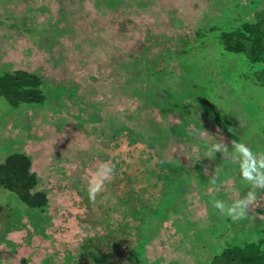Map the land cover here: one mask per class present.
<instances>
[{"label": "rangeland", "instance_id": "374dc122", "mask_svg": "<svg viewBox=\"0 0 264 264\" xmlns=\"http://www.w3.org/2000/svg\"><path fill=\"white\" fill-rule=\"evenodd\" d=\"M262 8L0 0V74H35L45 96L16 109L0 98V163L26 156L31 192L46 196L30 209L0 188V264H211L227 245L264 240V189L245 219L212 206L252 190L230 142L264 153V93L218 42ZM217 142L227 153L207 155ZM102 162L114 172L93 202Z\"/></svg>", "mask_w": 264, "mask_h": 264}, {"label": "trees", "instance_id": "16d2710c", "mask_svg": "<svg viewBox=\"0 0 264 264\" xmlns=\"http://www.w3.org/2000/svg\"><path fill=\"white\" fill-rule=\"evenodd\" d=\"M198 34L197 38H201ZM218 42L224 54L240 56L248 67L243 77L264 93V8L257 10L251 21L242 20L237 28L220 31ZM40 85L41 80L37 75L24 70L4 72L0 74V98L14 109L21 104H40L45 99ZM29 164L22 154L8 155L0 163V188L14 193L30 209L42 208L46 204V196L42 192H31L36 181L35 176L29 173ZM2 211L0 205V213ZM263 243L261 239L244 245H227L210 262L264 264Z\"/></svg>", "mask_w": 264, "mask_h": 264}, {"label": "clouds", "instance_id": "9594fccd", "mask_svg": "<svg viewBox=\"0 0 264 264\" xmlns=\"http://www.w3.org/2000/svg\"><path fill=\"white\" fill-rule=\"evenodd\" d=\"M230 143L233 150L231 160L234 164L239 165L241 178L251 184L252 190L248 191L243 199L235 200L230 204L214 199L212 206L221 215H226L236 221L247 218L250 206L259 207L256 189H264V153H256L245 143L236 140H232ZM222 151L227 153L228 147L223 142H217L209 148L207 155L213 156ZM113 172L114 168L110 162H102L92 173L88 182V192L93 202L102 190L105 181L111 179Z\"/></svg>", "mask_w": 264, "mask_h": 264}]
</instances>
